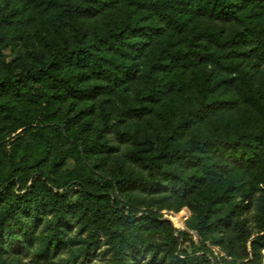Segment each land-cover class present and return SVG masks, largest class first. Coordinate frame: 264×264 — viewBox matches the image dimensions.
I'll list each match as a JSON object with an SVG mask.
<instances>
[{
	"label": "trees",
	"instance_id": "trees-1",
	"mask_svg": "<svg viewBox=\"0 0 264 264\" xmlns=\"http://www.w3.org/2000/svg\"><path fill=\"white\" fill-rule=\"evenodd\" d=\"M17 1L0 0V48L28 35V19L21 16ZM27 1L32 16L49 22L38 51L15 66L0 64V133L14 132L25 119L35 120L31 113L46 105L51 119H57L46 130L48 137H72L75 157L87 153L108 159L121 151V144H129L124 164L108 182L128 200L118 214V199L108 190L102 193L97 180H62L70 157L64 151L52 160L57 177L40 168L30 185L28 180L18 185L13 177L0 184V258L27 254L37 241L38 258L61 254L73 242V214L98 205L87 224L97 234L103 231L116 247L111 264H132L138 255L132 235L159 229L172 235L176 229L169 220L159 219L160 212L178 213L198 197L195 221L185 226L196 231L200 242L187 231H178L180 242L172 235L166 253L173 263L220 264L211 246L243 259L229 235L233 228L246 255L250 248L251 262L264 264V235L251 239L247 218L237 219L249 203L239 205L236 200L246 174L264 166V88L245 67L248 61L257 68L264 64V0ZM120 8L121 19L97 23L106 11ZM198 14L231 21L236 29L226 37L221 28L193 25ZM201 66L217 73L200 72ZM234 73L246 97L258 101L260 114L241 120L231 116L238 101L225 90L233 84L226 76ZM186 75L195 77L200 90L196 100L160 139L140 136L132 126L149 118L166 97L187 89ZM115 94L121 98L115 122L100 111L101 125L96 127L97 99ZM94 131L98 142L89 140ZM72 188L80 189L79 203L69 201ZM142 207L146 213L137 217ZM258 224L259 232L264 231V197ZM187 241L195 252L183 251L181 256L178 246ZM93 242L98 245L99 239ZM153 248L161 250L159 245Z\"/></svg>",
	"mask_w": 264,
	"mask_h": 264
},
{
	"label": "rangeland",
	"instance_id": "rangeland-1",
	"mask_svg": "<svg viewBox=\"0 0 264 264\" xmlns=\"http://www.w3.org/2000/svg\"><path fill=\"white\" fill-rule=\"evenodd\" d=\"M25 5L29 7L27 0L16 2L17 9L23 10H20L22 13L21 16L24 19H28V35L19 42H13L8 46H2L0 48V64L3 67L15 66L19 61L27 58L30 53H35L40 48V36L46 31L45 28L49 22L48 18L32 16V13L35 12L31 10L32 8H27ZM123 13L124 10L122 8L115 11H106L102 14L97 23H112L121 19L120 16ZM192 24L221 28L226 37H230L236 29L233 22L218 19L209 14H198L193 17ZM245 67L254 74L255 84L257 86L262 85L264 88V64L257 68L248 61ZM199 71L204 73H209L211 71L214 74L217 73V71H213L211 67L206 68L205 66H201ZM226 77H232L233 84L225 91L238 101V107L231 115L233 119L241 120L248 114H260L258 101L246 97L244 85L241 79H239L238 74L234 73ZM185 79L187 89L177 91V93L166 97L149 118H142L138 123L132 126L135 130L139 131L140 136L151 134L155 140L160 139L165 131L172 129L178 120L179 113L187 109L196 100L200 94V90L196 84L195 77L186 75ZM120 99V96L117 94L103 96L97 99L96 112L94 114L96 127L101 125L99 117L97 116L100 111L108 114L109 120L115 122L117 109L120 106ZM51 111L52 110L46 105L38 107L31 113V116L36 117L35 120L25 119L22 126L14 132L10 133L6 130L0 133V184L7 178L13 177L12 180L18 181V185L21 184V181L26 180H28L27 185H30V177L40 168L44 169L50 177H57L55 171H53L52 160L60 153L69 151L70 157L67 159L66 166L63 167V172L60 173L62 175V180L71 178H89L97 180L99 186L102 188V193L108 190L112 197L118 199L120 203L118 214H120V209L122 205L127 202L128 196L126 194H120L117 189H111L108 182L124 164V160H126L125 153L129 150V144H121V151L110 156L108 159H105L101 154H90L88 156L87 153H82L81 156L75 157L72 149H74L76 141L72 137L67 139H50L48 137L46 130L57 123V119H51ZM5 124L7 127L10 125L9 122H5ZM209 125L210 124L206 126ZM112 136L113 135H111V137ZM97 138L98 134L94 131L90 135L89 140L98 142ZM245 195L246 197H244ZM263 197L264 166H262L260 170L247 173L243 188L239 189L236 193L237 204L244 205L249 203V208L245 210L243 215L238 216L237 219L241 220L247 218L248 228L252 232L251 239L257 235H264V231L259 232L258 224V205ZM68 198L71 204L79 203L83 199L79 188L69 189ZM198 205V197H193L187 201L186 206L180 210L185 211V216L182 217V225H174L171 219L172 216L177 213H173L171 210H163L160 212L159 219L169 220L171 222L174 229H176L172 235L178 238L179 242L182 238L179 237L178 231H187L191 234L192 239L196 243L200 242L196 231L187 230L185 226L187 221H195ZM97 208L98 205H95L91 210H77L75 215L73 214L71 221L73 227L69 234L73 242L64 249L61 254L49 260L38 258L35 254V249L39 247L40 241H37L35 247L27 254H23L19 257L0 258V264H111L115 257L116 247L110 244L109 239L103 231L97 234L86 222L92 212ZM145 213L146 208L142 207L138 209L136 216L138 217ZM124 215L127 216V213H124ZM44 232L40 231L41 234ZM172 235L171 232L163 229L150 233L140 231L138 234L132 235L131 240L137 247L138 255L135 260L132 259L131 263L174 264L172 258L166 253V243L171 239ZM229 235L234 239V243L236 247L239 248L240 255L243 259L235 260L228 256L223 248L211 246L216 260H218L220 264H230L228 261H232L234 264H253L251 262L252 255L250 253V248H248L249 243L246 245L248 248V254L246 255L242 244L238 242L236 231L233 228L230 230ZM95 239H99L98 245L93 244ZM229 242L227 238L225 242L226 247H228ZM157 245L161 247V250L156 253L153 247ZM183 251L193 255L195 248L191 246L190 241H187L184 245L180 244L178 246V254L183 256ZM201 253L202 252L199 251L197 254ZM214 257L210 256V259L213 261Z\"/></svg>",
	"mask_w": 264,
	"mask_h": 264
},
{
	"label": "bare ground",
	"instance_id": "bare-ground-1",
	"mask_svg": "<svg viewBox=\"0 0 264 264\" xmlns=\"http://www.w3.org/2000/svg\"><path fill=\"white\" fill-rule=\"evenodd\" d=\"M185 216V211L182 210L179 213L172 216V221L174 225H182V217Z\"/></svg>",
	"mask_w": 264,
	"mask_h": 264
}]
</instances>
